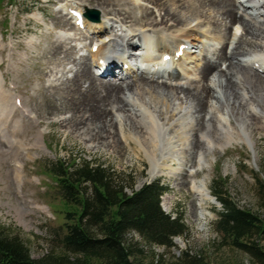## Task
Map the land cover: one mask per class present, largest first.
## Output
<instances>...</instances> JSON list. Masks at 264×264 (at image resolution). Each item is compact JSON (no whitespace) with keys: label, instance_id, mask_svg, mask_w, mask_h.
<instances>
[{"label":"rangeland","instance_id":"obj_1","mask_svg":"<svg viewBox=\"0 0 264 264\" xmlns=\"http://www.w3.org/2000/svg\"><path fill=\"white\" fill-rule=\"evenodd\" d=\"M76 1L81 3L79 5L81 13H84L86 8L95 9L99 12L100 20H105V17L112 19L108 23V29L94 36L85 29L79 30L74 27L73 20L60 12V0H0L1 84L6 90L11 91L13 97L18 96L13 102L17 98L22 100L28 112V115H25L23 109H14L5 129L4 121H1L3 118L0 116V227L6 233L18 235L27 245L34 260L63 254L60 239L66 231L65 215L68 212L77 214L79 209L62 199L57 180L50 172V168L53 163L59 161L70 166L88 162L112 171L117 179L126 183L125 190L128 194H131L129 185L137 190L143 183L154 179H159L168 186L167 192L161 196V209L171 218L180 217L186 230L181 236L173 238V247L149 243L139 233L131 231L126 238L132 251L130 260L134 264H184L193 256H199L209 264H255L249 255L232 247L215 229L217 212L222 210V206L212 195L211 189L213 183L218 181L225 196L238 206L249 211L262 212L258 204L257 181L258 179L264 181L262 172L264 127H260L257 120L253 121L255 124L251 130L254 146L241 139L224 146H216L207 152V163L201 161L203 149L197 151L196 157L194 151H190L188 142L178 139L175 133H172L169 142L168 133L172 132L170 127L167 131L157 132L158 144L155 148L157 151L154 161L150 160L144 150L138 148L136 142L123 138L115 124L111 128L112 133L92 143V132L91 129H87L86 117L91 111L88 107L93 108V105L90 97L83 93L88 84L83 83L82 91L77 94L69 89V80L74 77L80 64L87 63L91 66L87 54L94 43L93 40L102 41L109 38V35L116 36L123 26L116 20L117 17L125 16L129 19L127 24H131L132 28L144 29L149 34L158 36L161 33L160 29H152L151 26L144 28V25L130 20H139L142 16L144 12L140 6L149 7L150 11L154 10V15L158 18H161L159 15L162 13V16L164 11L161 10V6L155 7L150 0H108V3H104L105 0ZM236 3L239 8H235V11L239 16L245 13L244 6L249 10L253 8V4H249L247 0H236ZM219 9L217 6L216 9L204 10L201 25L205 29H210L211 36L215 35L223 40L220 43L214 39L209 40L206 46L200 44L199 40H194L197 45L189 44L192 52L200 54L198 59L191 63L194 69L191 70L192 77L185 79L176 77L171 79L172 83H180L185 87L189 83H193L192 87L202 86L204 82H200L197 67L203 65L204 58L208 57L215 61L217 54L215 49L221 48L222 45L223 51L227 50L229 56L234 51L233 46L228 44V39L235 32L233 28L235 22L221 16ZM260 12L256 10L257 14L252 18L260 19ZM261 13L264 14V10ZM193 19L194 17L190 19L191 25L196 24ZM208 20L212 23L207 24ZM170 24L166 25L167 28H170ZM171 28V31L177 29ZM81 32L82 35L79 34ZM241 32L242 30L238 32L237 40L241 39L243 43L255 40L252 35L245 32L240 36ZM76 36L80 37V40ZM261 40L257 41L255 47L258 51L262 48L261 44H264V37ZM132 41L136 42L135 46L132 44L133 47H127L126 41L124 42L127 54H135L141 49L137 45L140 44L139 37ZM237 45H234V48ZM67 49L70 55L65 59L64 55L59 53L68 51ZM246 55L237 52V59L231 60V64L237 65L238 60L247 58ZM127 59L131 64H140L136 56ZM228 63L230 61L220 64L217 68L225 71L220 75L223 81L232 76L230 68H227ZM257 72L264 80V72ZM117 73L119 74L118 70ZM214 75L213 72L209 76L211 80H208L206 85L214 92L211 100L217 102L218 97L225 99L226 89L222 88L221 80ZM126 76V79L133 81L140 76L157 81L167 80L143 73H139L138 76L136 74ZM99 78L110 82L107 77ZM235 82L238 83L237 80H233V83ZM218 85L220 89L216 88ZM132 92L137 93L136 89ZM124 93L129 95L128 91ZM125 94L121 93L120 96L123 97ZM181 101L188 102L183 107H190L183 124H189L184 129H192L189 142L193 143L198 114L194 113V103L185 99H179L176 103L180 104ZM110 107L112 106L106 107L109 111L108 117L113 120L118 110L115 107L110 111ZM119 111L122 132L135 134L134 125L131 126L132 120L126 110ZM235 115L236 113L230 114L232 121L227 123L233 125L235 135L239 133L243 136L242 132L237 133L238 129H235ZM80 120H83V123L74 128V123ZM40 132L43 135L39 145L37 141ZM17 139L21 143L17 142ZM182 142L185 144L182 145ZM165 157L173 159L168 162L172 167L163 166ZM158 170H162L164 174L154 176L153 172ZM204 179L212 198H215V203L210 199L204 201L206 197L197 192V185H201ZM166 197L170 198L169 201ZM16 206L24 209L23 217L18 214ZM169 206L167 211L166 207ZM260 245L264 250V239H260ZM94 262L98 264L97 261Z\"/></svg>","mask_w":264,"mask_h":264},{"label":"bare ground","instance_id":"obj_2","mask_svg":"<svg viewBox=\"0 0 264 264\" xmlns=\"http://www.w3.org/2000/svg\"><path fill=\"white\" fill-rule=\"evenodd\" d=\"M94 1L97 2L98 0ZM150 1L155 7H162L161 10L164 11V13L162 16V13L159 15L161 18L154 15V10L150 11L149 7L140 6L144 13L139 20L130 21L140 23L144 25V28L151 26L152 29H160L159 32L161 33H159L158 36L149 34L147 30L144 29L138 30L132 28L131 24H127L129 19L125 16L122 18L117 17L116 20L121 22L123 26L129 27L125 28L121 26L117 32L119 34L116 33L115 37L109 35V38L107 37L102 41H99V39L98 41L93 40L94 43L91 44L90 51L87 54V59L91 62V66L87 63L80 64L74 77L69 80V89L77 94L82 91L83 83L88 84L83 93L90 97L92 101L91 104L93 105V108L88 107L91 111L86 117L87 129H91L90 132H92L91 142L94 143L105 137V135H108V133H112L111 128L115 124V127H118V129H116L118 131L120 130L122 137L126 138L127 141L133 140L136 142L138 148L144 150L152 161H154L156 157L155 152L157 150L155 151V148L158 144L157 132L163 130L167 131L169 127L172 129V132L170 134L168 133V135H170L168 141H171L172 133H175L178 139L184 140L183 142L185 143L188 142L190 151H194L195 154H193L196 155V157L197 151L203 149L204 152L201 161L203 160L204 163L208 162L207 152L212 148L224 146L236 139L244 140L254 146L251 130L255 124L253 121L257 120L260 123V127H264V80L261 77L262 75L260 76V73L257 72H264V44H261L262 48L260 51L255 48L257 47V41L259 39L262 41L261 38L264 37V14L261 13L262 10H264V0H247L249 4H253V8L249 10L247 6L243 5L246 10L241 16L235 11V8H239L236 0ZM104 3H108V0H105ZM79 5H81V3L76 0H60V12L67 14L73 20L74 27L79 30L85 29V31L91 32L94 36L108 29V23L112 19L105 17V20L99 19L97 22L90 21L86 17H82ZM217 6L220 8L219 11L222 14H220L221 16H225L231 22H235L233 26L235 32L231 34L228 39V44L233 46L232 51H234H231L232 53L230 52L231 54L229 56L226 52L227 50L223 51L222 48L224 45H222L221 48L215 49V52H217L215 61H212L208 57L204 58L203 65L197 67L200 82H204L202 86L192 87L193 83H189L188 86L185 87L180 83H172V77L170 76H179L178 78L180 79L192 77L193 72H191V70L194 69L191 63H194L200 54H195V51L192 52L191 48L188 47L189 44L197 45L194 40H199V42H201L200 44L206 46L209 40L214 39L219 43L223 40L215 35L211 36L210 29H205L203 25H201V17L204 15V10H207V8L216 9ZM256 10L261 11V16L259 18L263 20L262 22H260V19L252 18L258 13H256ZM193 17V20L196 21L195 25H191L190 19ZM79 19H81L80 23H78ZM209 22L212 23V21L208 20L207 24H210ZM169 23L172 25L170 24V28H167L166 25ZM111 26L112 25H110V28ZM171 27H176L177 29L171 31ZM240 30L247 35H252L255 40L252 42H241L239 37L242 35V32L238 37L239 40H237V34ZM79 34L82 35V32ZM135 37H139L140 44L137 45H139L141 49L137 50L135 54H127V51L124 49V44L126 43L127 47L132 46V44L135 46L136 42L132 41ZM78 40H80V37ZM233 44L238 45L234 48ZM75 46L77 47V45ZM179 52L181 54H179ZM237 52L241 53V55L242 53L247 54V58L238 60L237 65H232L231 60L237 59ZM60 54L64 55L63 58L66 59L68 55H70V52L69 50H65V52L62 51L59 55ZM165 54L168 55V60L163 59ZM132 56H136L137 59L140 60V64L129 63L127 58H131ZM228 61H230V63H228L229 67L227 68H230L229 71L232 76L226 81H223L220 75L225 71L220 69L217 70V68L220 67V64H225ZM120 62L122 66L126 65L125 68H121L122 72L116 68V65ZM105 63L108 65L106 72L107 76H105L110 82L98 76L102 75L99 74V71ZM163 66L165 67L164 69H162ZM93 68L95 69L93 70ZM213 72L215 78L218 77V79L221 80L222 88L226 89V94H224L225 99H223V97H218L219 99L217 98V102L211 100L214 96V92L206 85V82L211 80L209 76ZM139 73L152 77H159L160 79L166 78L167 80L157 81L145 76H140L134 79V81L129 80V78L126 79V75L136 74L138 76ZM233 80H237L238 83H233ZM223 82L225 84H223ZM123 84L127 85L125 86ZM216 88H219V85L216 86ZM134 89H136L137 93L132 92ZM125 91H128L127 94L129 95H126L124 93ZM121 93L125 95L121 97ZM15 97H13L11 91L3 87L0 79V116L3 118L1 121H4V129L5 126H8L9 118L14 112V109H23V112L28 115L27 109L24 108V103L20 98H17V100L13 102ZM179 99H185L190 101V103H194V113L198 114L195 125L196 135L193 139V143L189 142L192 129L186 130V126L189 124H183L185 115L190 112V107H183L184 104L187 105V101H181L180 104L179 102L176 103ZM108 105L112 106L109 108L110 111L115 107L118 110L115 112V118L113 120L108 117L109 111H107L106 108ZM123 109L126 110L129 118L132 120L131 126L134 125L135 134L131 132H122L120 124L121 113L119 110ZM235 110L236 112H234ZM232 113H236L234 117L236 122L235 129H238L237 133L242 132L243 136H240L239 133L235 135V132L232 130L233 125H228L227 123L228 121H232V117L230 116ZM207 117L208 119L206 120ZM82 121L83 120H80L78 123H74V128L83 123ZM184 127L186 128L184 129ZM42 135L41 132L38 135L37 142L39 145L42 142ZM113 138L112 136V139ZM16 141L21 143L18 139ZM183 142L182 145L185 144ZM171 161H173V159L165 157L163 166L168 165L172 167V165L168 164V162ZM153 173L154 176L164 174L162 170L154 171ZM17 178V180L20 181L19 177ZM197 192L201 196L206 197L204 201L210 199L215 203V198H212L205 179L201 185H197ZM169 199V197H166V200L169 201ZM15 208L18 214L23 217L25 213L24 209L20 206H16ZM169 208L170 206L166 207V210L168 211ZM204 214L206 216V213Z\"/></svg>","mask_w":264,"mask_h":264},{"label":"trees","instance_id":"obj_3","mask_svg":"<svg viewBox=\"0 0 264 264\" xmlns=\"http://www.w3.org/2000/svg\"><path fill=\"white\" fill-rule=\"evenodd\" d=\"M62 199L79 209L65 215V233L60 239L63 254L34 260L25 242L0 227V264H134L126 236L131 231L145 241L173 247V238L185 232L180 217L171 218L161 209V196L168 186L159 179L143 183L137 190L108 168L83 162L69 165L63 161L51 165ZM264 174V165L262 166ZM258 204L261 213L238 206L225 196L218 181L212 195L221 203L215 229L229 244L250 256L255 264H264V181L258 179ZM70 255H75L71 257ZM187 255V253H185ZM184 264H209L201 257H190Z\"/></svg>","mask_w":264,"mask_h":264},{"label":"water","instance_id":"obj_4","mask_svg":"<svg viewBox=\"0 0 264 264\" xmlns=\"http://www.w3.org/2000/svg\"><path fill=\"white\" fill-rule=\"evenodd\" d=\"M84 14L89 19H92V20H98L99 19V12H98V10H95V9H87L86 8V11H85Z\"/></svg>","mask_w":264,"mask_h":264}]
</instances>
